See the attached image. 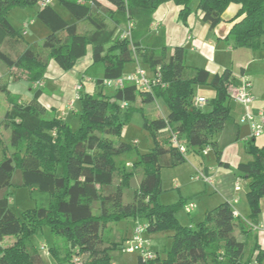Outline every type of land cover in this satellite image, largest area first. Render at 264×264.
<instances>
[{"label":"trees","instance_id":"obj_1","mask_svg":"<svg viewBox=\"0 0 264 264\" xmlns=\"http://www.w3.org/2000/svg\"><path fill=\"white\" fill-rule=\"evenodd\" d=\"M41 1L0 0V59L9 75L0 83V92L11 104L4 119L10 139L0 156V264H44L31 240L44 225L63 240L65 255L57 242L51 249L61 264H74V255L87 256L82 264H109L110 251L122 248L125 240L122 233L116 237L119 229L111 225L126 219L147 220L148 233L166 232L172 239L165 259L158 255L143 261L138 256V264H252L256 248L247 255L248 242L239 237L251 229L241 216H235L230 203L208 210L197 227H189L178 218L184 201L161 204L158 200L161 170L187 159L172 144V133L180 136L188 151L211 147L220 161L217 137L231 119L229 88L233 80L230 70L211 76L205 68L186 65L182 47L169 54L165 30L154 32L152 24L155 11L168 1L180 7L179 18L184 24L196 9L203 12L211 28L221 23L231 4H238L241 9L231 21L239 20L227 39L264 56V0H106L111 6L100 0H55V6L46 4L37 13L49 29L48 35L41 44H30L6 13ZM58 5L75 21L65 19ZM130 22L134 23L131 37L124 38ZM89 46L94 62L86 73L94 77L97 91L81 94L78 128L66 118L48 115L40 101L41 90L22 103L8 90L11 81L42 80L51 59L65 70L71 68ZM140 55L150 67L151 77L159 70L161 83L152 91L127 83L122 89H113V95L105 92V80L122 77L126 63ZM198 86L215 91L206 108L193 105ZM159 98L166 102L169 114L166 118H146L154 147L128 165L119 156L131 147H117L113 140L122 134L120 114L128 110L129 117L133 103L145 105ZM123 101L128 102V108H121ZM249 153L252 160L241 162L237 172L250 181L249 219L257 225L264 197V147L252 143ZM138 175V186L126 196L124 189H129ZM24 186L46 193L48 199L47 205L28 210L21 217L10 207L9 189ZM8 237L15 241L4 245ZM263 257L259 251V264Z\"/></svg>","mask_w":264,"mask_h":264},{"label":"crops","instance_id":"obj_2","mask_svg":"<svg viewBox=\"0 0 264 264\" xmlns=\"http://www.w3.org/2000/svg\"><path fill=\"white\" fill-rule=\"evenodd\" d=\"M100 1L107 6H111L106 0ZM46 4L55 6L56 1H42L37 13ZM240 9V5L231 4L223 13V20L221 23L214 28H211L210 24L204 21L203 12L196 9L188 17L187 23L184 24L179 18L180 7L174 1H168L163 3L155 11L153 15L152 30L154 32H157L160 29L165 30L166 44L169 54H173L176 47H182L184 49V60L186 65L193 68H205L210 72L211 76L223 74L226 70H230L232 73L233 83L229 88L232 99L230 102L231 119L224 126L217 137L221 150L220 161L215 150L211 147H207L201 150V167L196 165L193 166L195 171H201L206 176L211 178L210 182L203 178L198 179L195 177L196 181L201 182L200 195L202 205L201 211L199 212L201 213L200 220H203L204 215L208 210H211L224 202L230 203L234 211L239 213V215L244 219L245 224L251 229L249 230V236L239 234V237L248 242L247 255H250L251 250H253L254 247L256 248L252 254V261L254 262L257 260L256 258L259 251L264 253V197L260 201L261 212L257 217L258 224L257 226H253L251 219H249L251 215V208L247 200V192L249 190L250 181L239 176L237 167L241 162H248L252 160V155L249 153L250 145L252 143L259 148L264 147V133L256 138H251L252 132L250 125L240 122V118L246 111H248V109L254 112H257L260 108L264 109V56L261 51H256L249 47H237L233 41H229L227 39L232 26L239 19L234 22L231 20L236 17ZM35 24V19H31L30 21L26 20L22 25V27H24V31H21V33L28 35L30 33L28 28ZM90 49H92V46L87 48V55ZM138 59L139 61L144 62L141 55L138 56ZM50 61L52 62L53 60L51 59ZM87 62L91 64V58L87 60ZM144 64L146 63L144 62ZM144 69L152 75L151 69L148 65ZM132 72L133 71H125V74ZM244 77H248L253 82V94L256 101L250 108L238 103L232 97L236 88L242 83ZM93 78L94 77L88 75L86 72H82L80 81H75L73 84V90L76 92L75 100L68 99L61 109L55 107L54 105L52 107L53 109L49 113L71 121V118L73 116L76 117L79 111V108L76 106V100H79L78 96H81L83 91L86 93H95L97 91ZM42 80V86H37L35 83L25 80L17 82L11 81L8 85V90L11 94L16 96L21 103L28 102L33 98L34 93L37 90H41L42 93L40 101L45 107H47V109H49L47 104H45L42 99L45 95L47 96L45 89L49 86V79L44 77ZM57 80L58 78L55 81ZM79 83H82L83 85V90L80 92L76 90V86ZM52 85H54V83ZM197 88L198 90L195 96H204L209 100L215 95L214 89L209 86H198ZM109 89L111 90L105 92L113 95V89ZM207 91L211 92V94L204 95L203 93ZM160 100L163 99L159 98L152 103L146 104L144 106L145 109L147 108V110L149 109L150 111H154L153 109L158 107L155 106V104ZM6 102L5 108L1 110L3 115L11 108L10 103L8 101ZM206 107H208L207 104L204 105L203 108ZM159 113L161 117L166 118L169 114V109H164ZM250 140H253V142L250 143ZM191 151L192 150L186 153L187 158H189V153ZM193 152L197 154L200 153L198 151ZM198 208L199 206L195 205L191 214L197 213ZM142 222L147 224L146 220H138L134 222L135 227L137 224ZM119 225L120 222L117 224L118 229L124 233L126 230L124 222H121L123 228H119ZM132 232L133 230L130 233ZM150 234L151 233L148 232L146 234L149 241ZM123 236L127 237V234L126 236L123 234ZM58 240L56 238L55 242L59 243L60 241ZM112 264L118 263L113 262ZM261 264H264V261H262Z\"/></svg>","mask_w":264,"mask_h":264},{"label":"rangeland","instance_id":"obj_3","mask_svg":"<svg viewBox=\"0 0 264 264\" xmlns=\"http://www.w3.org/2000/svg\"><path fill=\"white\" fill-rule=\"evenodd\" d=\"M41 2L31 7H13L7 11L6 17L11 22V24L17 28L21 29L20 31H24V27H22L23 23L26 20L35 19L36 24L31 25L28 28L30 32L28 35L23 34L25 40L31 44L33 43H42V41L46 38L49 33V29L47 26L37 18V10L41 6ZM60 13L63 15L65 19L69 22H74V17L68 12L66 8L61 5H58ZM112 27V24H110ZM5 49H8L7 45L4 46ZM91 58L92 63L94 62L92 49L79 58L77 62L69 69L65 70L61 68L54 59L53 61H49L48 66L45 70L44 77L49 79V86L45 89L47 96L45 95L42 99L48 106V112H50L55 105L61 109L68 99L75 100L76 92L73 90V84L75 81H80L82 72H87L90 68L91 64L87 62ZM140 65L141 67L146 68L147 65L144 64L143 61H132L127 62L125 66V71H135L136 67ZM6 65L3 60L0 59V83L4 80L6 81L8 76V69L5 68ZM58 78L57 81H55ZM54 83V85H52ZM206 89V88H205ZM204 89V90H205ZM108 87L105 88V91H109ZM198 88H196L197 93ZM207 90V89H206ZM199 93V91H198ZM82 94H85L83 91ZM204 95H209L211 92L207 91L203 93ZM7 99V100H6ZM6 101L8 98L4 92H0V112L5 108ZM112 101V100H111ZM9 102V101H8ZM158 104V105H157ZM11 105V104H10ZM81 102L76 100V106L80 108ZM146 105V104H145ZM145 105L142 103L135 102L132 104L131 114L128 117L126 111H122L120 114V120L123 123L122 134L120 137H114V144L117 147H125L129 145L131 150L125 152L119 156V160L124 161L125 163L133 164L138 160L140 156L146 154L152 150L154 147V139L150 132V130L146 127V118H154L160 116V111L162 112L164 109H168V106L164 100L158 101L155 104L154 111H150L147 108L145 109ZM159 108V109H158ZM8 111V110H7ZM6 111V112H7ZM6 114V113H5ZM5 114L0 113V156H2V150L4 146L9 143L10 139V131L4 126ZM48 115H53L49 113ZM72 127L74 129L79 127L80 120L79 117L73 116L71 118ZM201 162V152L195 153L191 151L189 153V158L182 164H179L174 167H164L161 170V178H162V191L158 194V200L161 204H170L176 203L179 201H184L186 204L183 209L178 213V218L180 222L186 226H195L197 227L198 223L201 221V182L196 181L195 177L198 175V172L195 171L193 165L199 166ZM131 169L130 166H128ZM118 181V179H117ZM116 181V182H117ZM140 181V175L134 177L131 181V187L129 189H124L125 195H132V191L138 186ZM9 199H10V207L13 212L18 216H23L24 212L28 210H32L36 207H41L42 205H47L46 201L48 199V195L39 190H34L28 186L19 187V188H10L9 189ZM195 203L198 205L197 213H188L184 209L187 204ZM98 206V205H97ZM96 206V208H97ZM98 211V208L95 209ZM147 221V220H146ZM199 221V222H198ZM121 222H124L126 230L125 232H121L120 230L116 232V237L119 238V235L123 234L125 237L124 243L130 238L132 233H130L135 227V221L132 219H126L124 221H120L119 228H123ZM143 223V222H142ZM134 224V225H133ZM112 229H118L116 224L111 225ZM156 234V235H151ZM150 234V243L152 244L150 247L154 253H157L161 259H165L167 257V250L169 249L172 239L166 232H157ZM117 238V239H118ZM59 239V240H58ZM33 245L40 252L45 264H61L52 254L51 249L55 245L56 237L52 233L50 227L48 225H44L39 228L32 236ZM60 246V253L65 255V249L63 246V240L61 238H57ZM15 241L14 237H8L4 240V245H10ZM45 246V250H42L41 247ZM77 255H74V257ZM82 263L86 260L87 256H80ZM111 262H116L118 264H138V255L135 253H127L121 247L110 251ZM264 261V257H263ZM73 263L74 262L73 259Z\"/></svg>","mask_w":264,"mask_h":264},{"label":"built area","instance_id":"obj_4","mask_svg":"<svg viewBox=\"0 0 264 264\" xmlns=\"http://www.w3.org/2000/svg\"><path fill=\"white\" fill-rule=\"evenodd\" d=\"M134 27V23L130 22L128 25V29L123 33L124 38L131 37V29ZM139 62L138 56H136V60ZM160 72H158L151 77L146 69L138 65L135 71L132 73L124 74L122 77L117 79L105 80V86L112 89H122L125 87L127 83L136 85L139 89L143 91H152L154 86L160 84ZM37 86L43 85V80L35 82ZM165 86V84H163ZM76 90L78 92L83 90L82 83H79L76 86ZM233 99L238 103L250 108L255 103V96L253 94V82L248 78L244 77L242 83L236 88L235 92L232 95ZM80 99V96H78ZM208 99L204 96H195L193 100V105L197 108H203L206 105ZM129 104L126 101L121 102V108H128ZM241 123L249 124L251 128V138H256L264 133V109L260 108L257 112L251 111L248 109L242 117L240 118ZM171 142L175 145L179 151L186 155L188 152V148L185 142L180 138V136L176 133H172ZM128 165H131L128 163ZM198 175L196 178L205 179L211 182V178L206 176L203 172L197 171ZM195 207V203H189L186 205L185 210L188 213H191ZM235 216H240L238 212L234 211ZM253 226H257L252 224ZM147 234V224L139 223L133 229L131 237L124 243L122 249L127 253H135L142 258L143 261H149L157 258L158 254L154 253L151 250V243L146 236ZM42 250H45V246L41 247ZM74 262L76 264H82L81 257L76 256L74 258ZM252 264H259L254 261Z\"/></svg>","mask_w":264,"mask_h":264}]
</instances>
